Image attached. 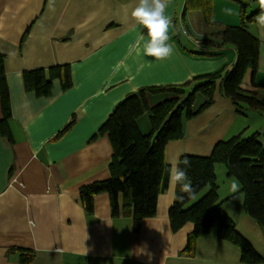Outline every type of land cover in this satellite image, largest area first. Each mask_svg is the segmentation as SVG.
I'll return each mask as SVG.
<instances>
[{
    "label": "crops",
    "instance_id": "crops-1",
    "mask_svg": "<svg viewBox=\"0 0 264 264\" xmlns=\"http://www.w3.org/2000/svg\"><path fill=\"white\" fill-rule=\"evenodd\" d=\"M138 3L0 0V54L4 55L13 137V142H8L0 136V264H247L241 261L236 245L216 236V224L187 249L193 224L187 222L177 231L171 230L168 210L176 185L169 178L166 190L157 197L155 215L143 218L137 230L127 207L112 216L106 192L93 195L90 213L78 199L82 185L109 176L110 140L106 134L93 135L119 100L141 86L182 84L225 64L229 67L236 57L232 45L216 48L213 31L192 28L194 13L200 9L190 6L189 0H169L165 9L173 21L168 41L173 55L159 61L148 57L143 48L147 29L131 16ZM221 4L233 11L228 19L215 20L214 5ZM211 14L209 18L224 24L238 19L229 0H212ZM260 15L248 28L259 39L254 80L264 85V25ZM202 48L218 55L189 54ZM63 64L70 67L69 89L62 90L58 79L48 97H37L24 89V69ZM248 88L243 89H258L252 82ZM215 105L214 100L197 116L184 120L183 137L167 142L164 159L169 167L183 153L209 154L214 143L223 139V134L210 136L214 133L199 138L190 130L204 116L207 119L199 128L207 129L214 121L209 117ZM67 124L69 128L57 136ZM144 127L147 129L146 124ZM185 141L204 147L186 148ZM224 172L221 168V176ZM218 175L215 172L223 210L264 258V231L244 212L242 194L231 191L237 181L227 172L223 180ZM145 245L147 255L140 250ZM27 255L30 260L22 262L21 257ZM257 264H264V260Z\"/></svg>",
    "mask_w": 264,
    "mask_h": 264
},
{
    "label": "trees",
    "instance_id": "trees-1",
    "mask_svg": "<svg viewBox=\"0 0 264 264\" xmlns=\"http://www.w3.org/2000/svg\"><path fill=\"white\" fill-rule=\"evenodd\" d=\"M235 1L238 3L239 22L224 24L209 18L212 15V0H189L190 6L200 9L206 23L219 27L212 34V38L216 39V48L220 49L226 45L234 47L236 57L230 67L225 64L216 71L195 75L182 84L141 86L119 100L98 127L93 136L106 134L113 153L108 164L109 176L79 188L78 199L86 213L93 210V195L106 192L109 194L112 216H117L123 207H127L135 230L143 218L155 215L157 197L166 190L169 178V165L164 159L165 146L168 141L183 137L185 117L193 118L213 104L217 79H220V93L233 102L238 113L254 110L264 115V85L254 80L259 60V39L248 28L257 15L264 14V8L261 6V0ZM253 1L259 2L260 6L247 14V7ZM185 10L186 8L184 14ZM26 33L27 30L22 38ZM199 42L203 45L205 43L203 39ZM205 49L189 54L197 57L218 55L216 51ZM248 70L252 72L251 81L258 87L257 90L250 91L241 87ZM21 77L24 89L34 92L37 97L50 96L55 79L59 80L62 90H67L72 85L69 64L24 69ZM158 94H164V98L150 104V99ZM169 94L171 97H168ZM197 102L200 103L199 107L194 108ZM0 110V136L8 142H13L9 127V91L2 54ZM145 112H148V132L143 133L138 121ZM69 124L59 131L57 136L67 130ZM258 134V131H254L250 136L242 137L239 133L226 140H218L207 155H180V160L187 158L190 161L187 175L192 181L195 193L193 197H189L181 192L180 185H176L168 216L172 231H177L187 222L193 224L187 249L191 248L195 238L209 233L210 228L216 224V236L236 245L240 249L242 262H263L264 258L237 231L234 220L223 210L218 199L215 177V164L221 163L227 175L234 177L240 185L238 192L243 197L244 212L264 231V146L257 139ZM203 190L204 192L195 198ZM180 196L184 199H178ZM29 260V255L21 257L22 262Z\"/></svg>",
    "mask_w": 264,
    "mask_h": 264
},
{
    "label": "rangeland",
    "instance_id": "rangeland-1",
    "mask_svg": "<svg viewBox=\"0 0 264 264\" xmlns=\"http://www.w3.org/2000/svg\"><path fill=\"white\" fill-rule=\"evenodd\" d=\"M232 5H234V9L238 12V3L235 0H229ZM260 6V3L257 1L251 2V4L247 7V14H249L252 10H255ZM195 12V18L192 22V28L197 30L198 28L200 30H206L207 32L211 31H217L219 27L215 24H209L206 23L203 20V16L201 11L196 10ZM233 11L232 7H228L226 5H214L213 10V19H217L218 17L228 19L231 16V12ZM178 17H180V12L178 13ZM232 24H238V19L235 21V23ZM185 36V34H184ZM231 46V45H230ZM227 51H225L226 54ZM229 64V63H228ZM232 63H230L231 65ZM229 65V67H230ZM220 69V68H219ZM251 71L248 70L245 74L241 87L249 89L248 85L251 83ZM216 92L214 94V100H215V110L211 113L210 117L213 121V123L207 128L201 130L199 126L207 119V117L199 118L197 122L191 125V129L193 130V135H197L200 137H207L210 135V133H214L213 135H210L212 137L221 136V140H226L230 138L233 135L241 134L242 137L250 136L254 131H258L260 134L257 135V139L263 143L264 146V115L262 113L254 112V110L245 111L243 113H238L236 111V107L233 104V102L224 94L220 93V79H217L216 82ZM168 97H171V94L168 95ZM164 98V94H158L156 96H153L150 99V104H154L156 102H159ZM199 102L196 103L194 108L199 107ZM185 117L183 119L186 120ZM139 127L143 133L148 132V112H145L138 121ZM146 124L147 129L144 127ZM191 135V133H189ZM189 146H192L194 150H196L195 147L203 149V145L199 143H194L193 141H185V147L189 148ZM224 169V166L221 163H217L215 167V172L219 173V180H223V178L226 175V172L223 173L221 176V168ZM233 181H236L234 177H232ZM228 186H230V183L228 182Z\"/></svg>",
    "mask_w": 264,
    "mask_h": 264
},
{
    "label": "clouds",
    "instance_id": "clouds-1",
    "mask_svg": "<svg viewBox=\"0 0 264 264\" xmlns=\"http://www.w3.org/2000/svg\"><path fill=\"white\" fill-rule=\"evenodd\" d=\"M169 0H139L131 12L132 18L147 29V41L144 43V52L148 57L155 60H164L170 58L174 53V48L168 41L171 39L169 32L173 26L170 16L165 15ZM261 6L264 8V0H261ZM259 21L264 25V14L260 15ZM143 35L141 39H143ZM183 165V167H181ZM190 167V161L187 158H179L171 161V166L167 169L169 181L172 185H180V190L193 197L195 189L192 187V181L187 175V168ZM240 185L233 182L231 191L239 190ZM178 199L183 200L180 196ZM142 253L148 254L146 245L140 249Z\"/></svg>",
    "mask_w": 264,
    "mask_h": 264
}]
</instances>
